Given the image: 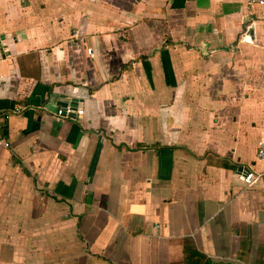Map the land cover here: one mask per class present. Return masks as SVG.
<instances>
[{"label":"crops","instance_id":"1","mask_svg":"<svg viewBox=\"0 0 264 264\" xmlns=\"http://www.w3.org/2000/svg\"><path fill=\"white\" fill-rule=\"evenodd\" d=\"M0 123V264H264V6L0 0Z\"/></svg>","mask_w":264,"mask_h":264},{"label":"built area","instance_id":"2","mask_svg":"<svg viewBox=\"0 0 264 264\" xmlns=\"http://www.w3.org/2000/svg\"><path fill=\"white\" fill-rule=\"evenodd\" d=\"M185 1H195V0H185ZM241 2L246 8H251L253 6H264V0H238ZM89 55H93V52L90 48L86 50ZM83 114V110L81 108H76L71 105H66L63 107L57 108V110L53 114V118L56 122L63 121H76ZM0 147L8 149L9 142L6 140L2 134V126L0 123ZM257 158L264 160V142H260L257 148ZM241 176V179L245 186H251L259 180H264V170L254 172L249 169H243L238 172Z\"/></svg>","mask_w":264,"mask_h":264}]
</instances>
